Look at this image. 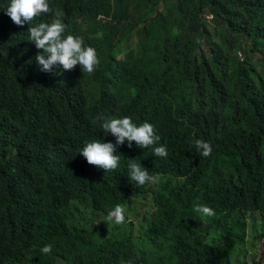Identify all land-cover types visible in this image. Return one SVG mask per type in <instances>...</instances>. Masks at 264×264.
<instances>
[{
    "label": "trees",
    "instance_id": "1",
    "mask_svg": "<svg viewBox=\"0 0 264 264\" xmlns=\"http://www.w3.org/2000/svg\"><path fill=\"white\" fill-rule=\"evenodd\" d=\"M134 1L50 0L52 11L47 16L21 26L13 22L9 26L4 20L9 17L0 9V149L5 145L13 155L12 165L0 161V226L19 237H31L33 244L40 240L38 233L46 234L44 241L54 236L47 242L51 243L50 253L42 254V246L36 245L5 264H112L102 257L104 254L116 264H160L153 251L162 246H153L150 238H143L127 223L106 229L76 225L73 229L68 225L65 230L63 208L77 173L61 174L66 177L55 186L49 179L28 175L39 165H50V154L58 141L40 129L39 117L20 112L19 104L25 99L40 111L46 78L50 79L34 59L37 49L27 40V30L57 11L66 34L72 31L96 49L99 68L104 66L109 74L128 67L138 74L169 69L167 73L175 78L183 96L176 116L191 108L194 117L203 113L209 120L204 132L191 136L184 146L172 148L173 163L164 166L165 174L158 177L165 219H177L180 207H185L181 220L191 216L193 205L188 199L193 187L189 177L199 172L215 184H203L204 190L237 203L227 220L238 241L244 244L247 238V223L242 218L247 205L260 211L264 220V169H250L242 159L249 154L247 161L254 164V159L264 154V0H176L174 5L164 0L161 7L159 0H143L135 7ZM144 11L150 14L139 18ZM211 14L214 18L210 21ZM116 50L119 58L114 56ZM47 92H51L49 86ZM55 122V117L49 119L50 126ZM170 124L166 118L163 126ZM245 134L248 145H242ZM96 135L102 137L100 128ZM199 135L212 147L207 157L199 156L196 150L194 138ZM251 138L262 146L258 156L252 150ZM53 157L65 159L63 154ZM117 200L123 201L122 195ZM88 224L93 227L94 222ZM200 226L201 221L195 223L185 248L170 242L169 246L181 253L170 257L169 264H217L216 260L256 264L250 251L242 261H231L212 245H205V251L194 256L202 244ZM249 249L264 259V240L249 243Z\"/></svg>",
    "mask_w": 264,
    "mask_h": 264
},
{
    "label": "clouds",
    "instance_id": "2",
    "mask_svg": "<svg viewBox=\"0 0 264 264\" xmlns=\"http://www.w3.org/2000/svg\"><path fill=\"white\" fill-rule=\"evenodd\" d=\"M0 9L9 17L4 19L9 26L11 22L18 26L30 24L34 18L47 16L52 11L50 0H0ZM27 34V40L37 49L34 59L40 71L50 79L46 78L48 83L44 87L45 97L40 111L25 99L19 104L20 112L39 117L40 129L49 139L58 141L50 154V165H39L38 170L32 169L28 175L49 179V183L55 186L66 177L61 174H78L63 208L67 218L65 230L68 225L73 229L75 225L78 228L106 229L127 223L143 238H150L153 246L161 245L162 249L153 251L154 255L160 264H169L170 257L181 253L170 247V242L183 244L185 248L195 223L201 221L202 244L194 256L205 251V245H212L213 249L222 250L223 257L242 261L246 248L255 254L252 263L264 264V259L249 249V243L264 240L261 212L253 211L247 205L242 212L247 223V238L244 244L238 241L227 220L230 209L236 208L237 203H228L218 193L204 190L203 184L215 185L213 181L208 183L206 175L195 172L189 177L193 187L188 199L193 205L191 216L180 219L185 207H180L177 219L171 222L162 213L158 177L165 174L164 166L173 163L172 148L184 146L191 136L201 134L209 127L205 115L201 113L194 117L191 108L176 116L183 96L175 78L167 73L169 69L138 74L128 67L109 74L104 66L98 67L94 47L72 31L66 34V25L58 11L50 19L29 26ZM114 56L119 58L120 51L116 50ZM239 56L242 61L241 52ZM48 86L50 93L47 92ZM52 117L56 122L50 126ZM166 118L171 124L165 128ZM99 128L102 137L96 135ZM202 139L200 135L194 138L196 150L199 156L207 157L212 147ZM250 140L254 155L258 156L262 146L256 139ZM242 145H248L246 134ZM58 154H63L65 159L60 161L53 157ZM250 157L246 154L242 158L248 168L264 169V154L254 159V164L247 161ZM12 159L9 148L3 145L0 161L11 164ZM118 195H122L123 201L117 200ZM217 199V210H214L212 206ZM0 215H3L1 209ZM251 217L259 220L252 224ZM92 221L93 227L88 224ZM37 235L40 240L33 244L31 237H19L0 226V264L36 245L42 246V254L50 253L51 243L47 242L54 236L44 241L45 233ZM238 246L240 249L234 257ZM102 257L116 264L112 257L106 254Z\"/></svg>",
    "mask_w": 264,
    "mask_h": 264
},
{
    "label": "rangeland",
    "instance_id": "3",
    "mask_svg": "<svg viewBox=\"0 0 264 264\" xmlns=\"http://www.w3.org/2000/svg\"><path fill=\"white\" fill-rule=\"evenodd\" d=\"M142 1H143V0H135L134 3H133V6L135 7V6L139 5ZM175 2H176V0H171V5H174ZM163 5H164V0H159V6L161 7V6H163ZM170 9H174V7L170 6ZM152 12H153V11H152ZM148 14H150L149 11L141 12V13H139V18L143 19V18H144L145 16H147ZM211 15H212V14H211ZM213 18H214V17H213ZM209 20H210V21L212 20V17H211L210 15H209ZM174 33H177V28H175ZM251 219H252V224H253L254 222H257V221L259 220V218H255V217H251ZM259 227H260V226H259ZM250 232L253 233V232H254V229L251 228V229H250ZM239 249H240V246L237 247V250H236V252H235V254H234V257H236L237 251H239ZM246 251H248V249L245 248V249H244V252H246Z\"/></svg>",
    "mask_w": 264,
    "mask_h": 264
},
{
    "label": "bare ground",
    "instance_id": "4",
    "mask_svg": "<svg viewBox=\"0 0 264 264\" xmlns=\"http://www.w3.org/2000/svg\"><path fill=\"white\" fill-rule=\"evenodd\" d=\"M130 37H131V35H130ZM129 37V38H130ZM142 39V38H141ZM129 41H130V39H129ZM121 60H123V59H121ZM117 62V61H116ZM115 66V65H114ZM119 71V70H118ZM111 73V72H110ZM18 88H19V86H18ZM16 89H17V87H16ZM19 90V89H18ZM49 93V92H48ZM2 94V93H1ZM15 94V93H14ZM17 94V93H16ZM19 94V93H18ZM21 94V93H20ZM40 94V93H39ZM22 95V94H21ZM20 95V96H21ZM40 96H41V94H40ZM2 97V96H1ZM31 209H33L34 211H35V209L34 208H31ZM6 211V210H5ZM43 211V210H42ZM40 212V211H39ZM33 213V212H32ZM29 215H32V214H29ZM36 216H37V214H35ZM32 216H30V218H31ZM27 218H28V216H27ZM36 217H34V219H35ZM25 219H26V217H25ZM32 221V220H31ZM34 222V221H33ZM74 231V230H73ZM19 254V253H18ZM21 254V253H20Z\"/></svg>",
    "mask_w": 264,
    "mask_h": 264
}]
</instances>
